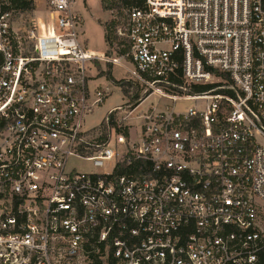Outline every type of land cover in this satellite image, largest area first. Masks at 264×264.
Instances as JSON below:
<instances>
[{
  "label": "built area",
  "instance_id": "obj_1",
  "mask_svg": "<svg viewBox=\"0 0 264 264\" xmlns=\"http://www.w3.org/2000/svg\"><path fill=\"white\" fill-rule=\"evenodd\" d=\"M18 1L0 0V264H264V0H104L102 52L74 0L36 23ZM109 67L152 92L105 132L86 119Z\"/></svg>",
  "mask_w": 264,
  "mask_h": 264
},
{
  "label": "rangeland",
  "instance_id": "obj_2",
  "mask_svg": "<svg viewBox=\"0 0 264 264\" xmlns=\"http://www.w3.org/2000/svg\"><path fill=\"white\" fill-rule=\"evenodd\" d=\"M46 0H33V8L29 11L25 12L24 17L22 18V22H32L36 23L37 18L42 17L45 18L46 13L44 11ZM75 5L74 9L79 11L84 17V41L87 46L94 51L102 52L105 50V24L108 21L107 19L110 14L107 12L108 10L104 9L106 3L102 0H74ZM106 19V20H105ZM110 19V18H109ZM100 22V23H99ZM102 24V25H101ZM99 70L102 69L101 65H97ZM112 71V76L118 81L124 79L126 74L118 67L115 69H110ZM109 71V69H108ZM100 74V77L96 80V84H100L105 86H109L111 89L110 96L107 97V100L104 101L87 119H86V127H93L102 123V121L109 114L108 110L110 108L117 109L115 110V114L118 118H122L126 111H129L133 107L130 103L131 100L127 96L123 94V89L119 87L115 82L109 80H104ZM107 76V75H106ZM109 82V83H108ZM137 84L133 83L130 87L131 93L136 92ZM140 97H143L145 93H151L152 89L146 87L145 85H140ZM151 103H158L159 105L167 104L168 100L159 99L157 95H152L144 103L140 106L139 112L144 110ZM193 101H180L175 104L176 111H184L187 107L193 106ZM131 105V106H130ZM161 107V106H160ZM125 122V121H124ZM70 166L76 167L78 170L82 171H95L96 168L92 165V163L84 161L79 158H72L70 161Z\"/></svg>",
  "mask_w": 264,
  "mask_h": 264
},
{
  "label": "trees",
  "instance_id": "obj_3",
  "mask_svg": "<svg viewBox=\"0 0 264 264\" xmlns=\"http://www.w3.org/2000/svg\"><path fill=\"white\" fill-rule=\"evenodd\" d=\"M104 3V0H102ZM124 4H128V5H142L143 0H121ZM18 7L23 8L24 10H30L33 8V0H19L17 3ZM104 9L107 10L108 8L106 6H104ZM112 25L113 23L110 21H107L104 28H105V42H108L109 39V34L112 33ZM112 69L111 67H109V71L107 72V78L109 80H112L113 82H115L119 87H121L123 89V94L125 96H127L128 98H130L131 105H133V107L135 105H137L138 103H140L146 96L149 95V93H145V95L143 97H140V87L138 83L137 87H136V92L135 93H131L130 87L132 86L133 82L131 81H126L125 79H121V80H116L113 76H112V71L110 70ZM225 77H228L226 74H224ZM175 82L178 84H182L183 80H182V68L178 69V75L175 76L174 78ZM212 85H194L192 87V89L190 90V92L192 93H200L203 91H206L207 89L211 88ZM130 105V106H131ZM116 114L115 111H111L107 117L102 121L101 123V127L103 129V131L107 132L108 130V126L111 125H117L116 123Z\"/></svg>",
  "mask_w": 264,
  "mask_h": 264
},
{
  "label": "crops",
  "instance_id": "obj_4",
  "mask_svg": "<svg viewBox=\"0 0 264 264\" xmlns=\"http://www.w3.org/2000/svg\"><path fill=\"white\" fill-rule=\"evenodd\" d=\"M106 20V19H105ZM107 20H109V18L107 19ZM100 23V22H99ZM84 24H85V21H84ZM102 25V24H101ZM105 30V29H104ZM105 45H106V42H105ZM96 82V81H95ZM95 82H92V86H95V85H97ZM107 100V99H106ZM145 101V100H144ZM144 101H143V103H144ZM142 103V104H143ZM142 104H140V106L142 105ZM140 108V107H139ZM113 108H110L109 110H108V112L109 111H111Z\"/></svg>",
  "mask_w": 264,
  "mask_h": 264
}]
</instances>
